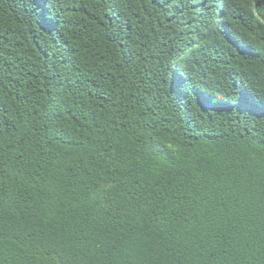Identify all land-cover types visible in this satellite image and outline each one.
<instances>
[{"label":"trees","instance_id":"trees-1","mask_svg":"<svg viewBox=\"0 0 264 264\" xmlns=\"http://www.w3.org/2000/svg\"><path fill=\"white\" fill-rule=\"evenodd\" d=\"M0 264H264V0H0Z\"/></svg>","mask_w":264,"mask_h":264}]
</instances>
